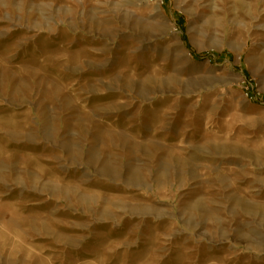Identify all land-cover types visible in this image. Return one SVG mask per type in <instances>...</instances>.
<instances>
[{"label":"rangeland","instance_id":"obj_1","mask_svg":"<svg viewBox=\"0 0 264 264\" xmlns=\"http://www.w3.org/2000/svg\"><path fill=\"white\" fill-rule=\"evenodd\" d=\"M161 1L0 0V264H264V0Z\"/></svg>","mask_w":264,"mask_h":264},{"label":"water","instance_id":"obj_2","mask_svg":"<svg viewBox=\"0 0 264 264\" xmlns=\"http://www.w3.org/2000/svg\"><path fill=\"white\" fill-rule=\"evenodd\" d=\"M186 85V89H184L188 93H194V90H197L199 88H202L201 83H197L195 80L194 81H189Z\"/></svg>","mask_w":264,"mask_h":264},{"label":"built area","instance_id":"obj_3","mask_svg":"<svg viewBox=\"0 0 264 264\" xmlns=\"http://www.w3.org/2000/svg\"><path fill=\"white\" fill-rule=\"evenodd\" d=\"M162 3H163V0L161 1V4ZM248 93H249V97H250L249 99L250 100H256L257 97H259L260 100L264 102V95H259V93H253L252 91L251 92H248ZM247 94H245V95H247Z\"/></svg>","mask_w":264,"mask_h":264},{"label":"bare ground","instance_id":"obj_4","mask_svg":"<svg viewBox=\"0 0 264 264\" xmlns=\"http://www.w3.org/2000/svg\"><path fill=\"white\" fill-rule=\"evenodd\" d=\"M154 12H155V13H153V14L160 15V14H159V11H158L157 8H156V10H155Z\"/></svg>","mask_w":264,"mask_h":264}]
</instances>
